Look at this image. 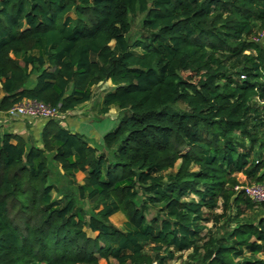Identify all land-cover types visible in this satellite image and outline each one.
<instances>
[{
	"label": "trees",
	"instance_id": "trees-1",
	"mask_svg": "<svg viewBox=\"0 0 264 264\" xmlns=\"http://www.w3.org/2000/svg\"><path fill=\"white\" fill-rule=\"evenodd\" d=\"M263 28L264 0H0L2 117L108 81L97 116L120 114L97 147L54 119L0 131V264H264V203L234 190L264 186Z\"/></svg>",
	"mask_w": 264,
	"mask_h": 264
},
{
	"label": "rangeland",
	"instance_id": "rangeland-1",
	"mask_svg": "<svg viewBox=\"0 0 264 264\" xmlns=\"http://www.w3.org/2000/svg\"><path fill=\"white\" fill-rule=\"evenodd\" d=\"M139 20L140 18H136L132 24V31H131V35L132 37H136L138 38V35L140 34V25H139ZM264 29V28H263ZM263 29H259V31L263 30ZM258 30L256 31L259 32ZM111 89H107V87L104 84H101L99 86H96L93 89V99L95 100L94 102H96V97L101 95V93L105 92H111ZM87 111V110H86ZM85 110L79 109V112H75L73 111L72 113H65V114H60L61 118H60V122L61 125H65V123L69 122V124H74V123H78V121H80L81 118H84V121L80 122L81 124V128H80V132L85 136L86 140H88L89 144H91L92 146H98L101 143L100 142H96V140L94 139V135H98V139H100L104 134L110 132L112 129H114V127H116V125L119 122V118H120V114L117 110H112L111 113H108L107 115H103V116H97V110L93 112V114H91L88 111L86 112ZM93 115V116H92ZM86 117V118H85ZM88 117V118H87ZM92 117V118H91ZM3 117L0 118V120H2ZM90 118V119H89ZM39 120V119H36ZM89 120V121H88ZM35 121V120H34ZM32 121V122H34ZM65 122V123H63ZM8 123V122H7ZM5 123V124H7ZM2 125L1 128H3ZM0 128V130H1ZM5 130V129H4ZM27 128L26 126H24L23 128V132L26 133ZM27 134V138L29 139H34L32 132L28 130ZM49 168L53 171V175L55 177V179H57V184L58 185H62V182L59 180V177L57 176L58 173L61 174L60 168L57 165H54L52 163H49ZM82 180H83V175L82 174H77L76 175V181L79 184H82ZM236 180L239 183V185L241 186H246V185H250L246 180L245 177L242 175H237L236 176ZM84 205V204H83ZM84 208L86 210V212H90L91 208L89 207V205H84ZM258 210H253V211H245V217H251L254 218L256 213ZM96 212V211H94ZM216 214L220 213V210L217 209L215 211ZM234 213V211H232V214ZM204 216L207 217V212L204 211ZM125 216L121 213H116L114 214L111 218H110V222L118 229H122L125 220ZM205 230L202 231V236H205L207 231L211 229V233L221 236L223 234V229H220L219 226L217 225L216 227L212 226L211 223H202L201 224ZM231 228H233V225H231ZM87 234H89V236L94 237L96 234H91L89 232H87ZM190 252H185V253H181V254H177L175 257H177L175 260L169 262V264H191L193 262H191L190 260ZM244 255H248V251L244 250ZM259 257H261V255H259ZM98 264H116L115 261L110 260L109 263H107L106 261L100 259L98 261Z\"/></svg>",
	"mask_w": 264,
	"mask_h": 264
},
{
	"label": "built area",
	"instance_id": "built-area-1",
	"mask_svg": "<svg viewBox=\"0 0 264 264\" xmlns=\"http://www.w3.org/2000/svg\"><path fill=\"white\" fill-rule=\"evenodd\" d=\"M252 41L261 45L264 54V29L257 32L253 36ZM60 114H62L60 105L50 107L36 101H24L4 113L2 120H0V125L16 120H25L28 123L36 119H54L59 121L61 118ZM234 190L241 191L253 203H264V186L262 185H240L235 187Z\"/></svg>",
	"mask_w": 264,
	"mask_h": 264
},
{
	"label": "crops",
	"instance_id": "crops-1",
	"mask_svg": "<svg viewBox=\"0 0 264 264\" xmlns=\"http://www.w3.org/2000/svg\"><path fill=\"white\" fill-rule=\"evenodd\" d=\"M101 84H104L106 87H107V89H111V90H113V86L111 85V83L108 81V82H104V83H101ZM101 84H99V85H101ZM99 85H97V86H99ZM95 88V87H94ZM93 88V89H94ZM105 94V92H103V93H101V95H99V96H97L96 97V102H94L95 100L92 98V100L90 101V102H88V103H86V104H84V105H81V106H79V107H77L75 110H73V111H77V112H79V109H82V110H87L88 111V109H89V112L91 113V114H93V112L92 111H96L97 109H96V107L98 106V104L100 103V100H101V98H102V96ZM116 110L115 108H112V109H110L109 110V112L108 113H111L112 112V110ZM72 111V112H73ZM86 111V112H87ZM71 112V113H72ZM93 116V115H92ZM2 117V115H1V113H0V118ZM86 118V117H85ZM88 118V117H87ZM92 118V117H91ZM90 119V118H89ZM34 121V120H33ZM36 121V120H35ZM34 121V122H35ZM82 121H84V118H81L80 119V121H78V123H77V129L78 130H80V128H81V124H80V122H82ZM89 121V120H88ZM18 123H21V122H14V121H9L7 124H3V125H5V126H3V128H1L2 127V125H0L1 127V132H8V133H12V134H15V135H18V134H21L22 132H23V129L22 128H18V127H16V126H14L15 124H17L18 125ZM25 123H27L28 125L30 124H32L33 122L31 121V123H28V121H25ZM79 125V126H78ZM5 129V130H4ZM97 137H98V135H97Z\"/></svg>",
	"mask_w": 264,
	"mask_h": 264
}]
</instances>
